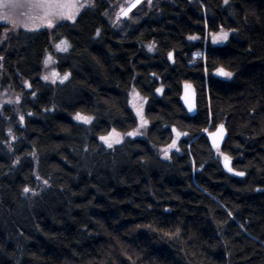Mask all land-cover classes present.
Returning <instances> with one entry per match:
<instances>
[{"label":"trees","instance_id":"16d2710c","mask_svg":"<svg viewBox=\"0 0 264 264\" xmlns=\"http://www.w3.org/2000/svg\"><path fill=\"white\" fill-rule=\"evenodd\" d=\"M117 1L0 46V264H264V0H144L119 20ZM51 38L71 44L64 83L42 79ZM133 90L149 124L128 137ZM173 127L188 135L165 158Z\"/></svg>","mask_w":264,"mask_h":264},{"label":"snow or ice","instance_id":"6c2138e0","mask_svg":"<svg viewBox=\"0 0 264 264\" xmlns=\"http://www.w3.org/2000/svg\"><path fill=\"white\" fill-rule=\"evenodd\" d=\"M140 2V0H134L127 8L121 7L119 13H117V19L120 16H128V13L131 11L132 8L136 7V5ZM229 0H224V3L227 5ZM151 0H149V4ZM21 6H26L30 9V11L26 14L23 20H21L15 10ZM94 0H28L26 5H21L19 0H0V20L4 21L6 24H11L13 29L21 26V24L30 31H37L40 28L46 29H53L56 27L61 21H76L77 15L80 11L87 7H93ZM97 35H99V30H97ZM212 36V43H224L229 39V32L225 31L223 28L220 29L219 32H214L211 34ZM190 40H196L198 37L190 36ZM71 44L66 40L62 39L56 45V48L60 52H68ZM153 45H149V51L152 50ZM199 55V54H197ZM172 53H169V58L171 59ZM2 59V58H0ZM52 60L51 56H48L44 61L45 65ZM216 73L220 76L231 78L233 73L231 71H226L223 67L217 68ZM70 73H64L62 76L60 73L53 71L50 76L45 75L42 77L43 80L48 81L51 78V83L55 84L57 80L60 83H64L68 80ZM30 87V85H29ZM187 87V86H186ZM162 89H157V91H161ZM32 95L34 96L35 93L33 92ZM133 99L129 102L132 104L134 110L136 111V115L139 118L140 123L137 125L136 128H133L131 131H127L123 135L128 137H135V136H142L144 133L141 131L142 128H146L149 124V121L143 115V104H137L135 101L137 98L144 100L145 98H141L138 92L133 90L131 94ZM19 98H17V101ZM146 102V101H145ZM7 103H12V101H7ZM188 104L189 111H192L195 107L193 102L186 100ZM31 115V113H29ZM24 117L21 116L20 120L23 122ZM74 119L83 122L84 124H91L93 117L83 115L79 112L75 114ZM172 131L176 134V138L178 139L180 136H187V132H180L177 131L176 128H172ZM224 133V126L220 125L217 129V133L213 134V144L214 146L218 147V143L216 141V136H221ZM9 135H11V131H9ZM99 139L103 141V143L108 147L112 148L114 144H120L122 142V134L117 132L115 128H113L107 135L100 136ZM177 139H173L170 144L166 145L165 147L161 148V151L165 158H168L169 151L171 149H175L179 151L177 147ZM223 156L225 167H228L229 171H233L231 167H229L230 157L224 155V153H220ZM238 176H243V172H236ZM47 184V181H44ZM25 193H28L30 189L25 187L23 189Z\"/></svg>","mask_w":264,"mask_h":264},{"label":"rangeland","instance_id":"374dc122","mask_svg":"<svg viewBox=\"0 0 264 264\" xmlns=\"http://www.w3.org/2000/svg\"><path fill=\"white\" fill-rule=\"evenodd\" d=\"M142 1L144 0H140V2L136 5V7L132 8L131 11L128 13V15L135 9L137 8V6H139ZM28 2V0H19V3L21 5H26ZM134 0H118L116 2V5L114 4L113 5V10H114V19H117V13H119L120 11V8L123 6L125 8H127L131 3H133ZM30 11L29 8H27L26 6H21L19 8H17L15 10V12L17 13L18 17L23 20L24 17L26 16V14ZM128 16H120L119 19H123V18H126ZM117 19V20H119ZM63 22V21H61ZM60 22V23H61ZM67 22H72V21H67ZM0 25L2 26L3 28V33H2V40L0 41V46L6 41L9 39V37L14 33H17L19 31H26V32H34V31H30L28 30L27 28H25L22 24L21 26L13 29L12 25L11 24H6L4 21L0 20ZM46 28H40L39 30H45ZM54 29V28H53ZM53 29L49 30V29H46L48 30L49 32H51ZM38 31V30H37ZM60 42V40L56 41L54 40L53 38H51L50 40V46H51V50L46 54L45 58H44V61L46 60V58L48 56H51L52 57V60L49 61V63L47 64V66L45 65L44 61H43V71H42V77L45 76V75H48L50 76V74L53 72V71H56L58 72V70H56L55 66H54V63H55V56L60 53V51L57 50L56 48V45ZM217 44H221V43H217ZM200 55H196V57H199ZM2 58V57H0ZM2 59H0L1 61ZM59 73V72H58ZM60 75L62 76L63 74L60 73ZM59 80H57L58 82ZM48 83H51V78L46 81ZM53 84V83H52ZM187 86V85H186ZM2 101L6 102L3 98H2ZM213 131V130H212ZM211 132V131H209ZM176 136V134H175ZM182 136H180L178 139H180ZM177 139V138H175ZM177 139V141H178Z\"/></svg>","mask_w":264,"mask_h":264},{"label":"water","instance_id":"95a60500","mask_svg":"<svg viewBox=\"0 0 264 264\" xmlns=\"http://www.w3.org/2000/svg\"><path fill=\"white\" fill-rule=\"evenodd\" d=\"M186 100L194 103L195 107L193 108L192 111H189L188 104L186 103ZM180 102H181L183 108L185 109V111L190 116H194L196 114V112H197L196 92L194 91V89L191 86L187 85V87L186 86L183 87L182 93H181V96H180ZM217 129H218V127L215 130H213L211 132H208L207 135H206L211 147L214 148V149H220L224 145V143H225V141L227 139V130L224 127V133H223L222 137L221 136H216L215 137L216 141L218 143V147L214 146V144H213V134L217 133ZM224 165H225V162H224ZM228 166L230 167V161H229V165ZM226 169L228 170V167H226Z\"/></svg>","mask_w":264,"mask_h":264}]
</instances>
